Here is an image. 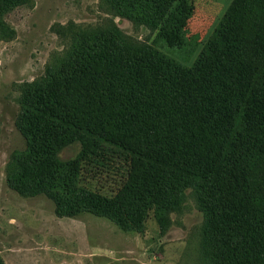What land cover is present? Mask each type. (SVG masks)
I'll use <instances>...</instances> for the list:
<instances>
[{"label":"trees","instance_id":"obj_1","mask_svg":"<svg viewBox=\"0 0 264 264\" xmlns=\"http://www.w3.org/2000/svg\"><path fill=\"white\" fill-rule=\"evenodd\" d=\"M27 2L0 0V40L12 34L5 16ZM103 2L154 41L112 18L74 33L20 97L25 147L8 186L130 231L151 213L160 224L190 190L202 214L197 263L264 264V0H232L189 65L162 49L191 45V0ZM101 172L118 174L109 195L88 185Z\"/></svg>","mask_w":264,"mask_h":264},{"label":"rangeland","instance_id":"obj_2","mask_svg":"<svg viewBox=\"0 0 264 264\" xmlns=\"http://www.w3.org/2000/svg\"><path fill=\"white\" fill-rule=\"evenodd\" d=\"M232 0H191L187 22L191 45L164 49L191 64ZM103 0H28L5 16L11 37L0 40V260L3 264H198L202 214L190 190L159 224L146 218L142 231L121 229L106 217L82 211L61 215L45 194H25L8 186L13 157L25 147L15 127L27 84L44 78L46 67L69 50L73 35L105 19L126 35L154 41L149 29L104 11ZM77 145L65 148L72 157ZM118 174L102 173L88 185L111 194Z\"/></svg>","mask_w":264,"mask_h":264}]
</instances>
